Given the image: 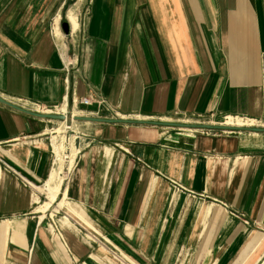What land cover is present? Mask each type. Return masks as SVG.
<instances>
[{"label":"crops","instance_id":"0c3cea01","mask_svg":"<svg viewBox=\"0 0 264 264\" xmlns=\"http://www.w3.org/2000/svg\"><path fill=\"white\" fill-rule=\"evenodd\" d=\"M62 3L0 0L6 100L73 116L264 121V0H89L71 64L56 21L49 27ZM67 18L74 32L77 15ZM86 95L92 103L76 105ZM52 121L0 102V264L98 263L34 209L39 190L58 182ZM78 122L89 131L59 203L111 239L123 264H264L262 133Z\"/></svg>","mask_w":264,"mask_h":264},{"label":"rangeland","instance_id":"374dc122","mask_svg":"<svg viewBox=\"0 0 264 264\" xmlns=\"http://www.w3.org/2000/svg\"><path fill=\"white\" fill-rule=\"evenodd\" d=\"M88 1L89 0H63V3L61 5H58L59 9H56V11L51 15L49 19V27L51 28V30H52L53 21H56L55 26L56 25L59 26L60 33L58 37L60 39L61 44H63L64 46L63 50L64 52H66L67 61H70L69 62L70 64L73 63L72 62L73 49L75 50L79 47L80 38L81 35L83 34L85 18L88 12ZM70 9L74 12L75 15H77L78 28L74 32H71L70 30L69 33L66 34L64 33L61 27V23L63 21H68L67 13ZM67 50L69 53V57L67 55ZM223 117L224 116H215V115L214 116L213 115H207V116L177 115L173 117V119L177 118V121L186 120L183 121V123L196 122V123L221 124L220 121H222L223 123L221 125H224V121L228 119H226V117L225 118ZM230 118L232 122L233 121L249 122L247 119H240L237 117H230ZM252 123L254 125H243V126H248V127L264 126V121L262 120L254 121ZM59 126L62 127V132L56 134L53 133L54 129ZM88 126L89 123L86 124L78 121H73L70 115H68V118L65 121H60V120L52 121L49 122L48 124L47 134L45 136L47 139H49L48 141L51 143V148L53 153V160L49 172H53L55 174L56 180L60 178V180L63 183V186L65 185V181L67 183V180L65 178H67L68 173L75 159V154H76L75 146H79L80 144H83V141L88 135V131H89ZM166 130L182 131V129L178 130L177 128H167ZM195 131H201V130L196 129ZM258 137L264 139V133L258 134ZM62 183L60 186L61 189H62ZM40 185H42V183ZM47 192L44 189L42 190L41 188V190H39L38 193L39 201L37 204L34 205V209H36V207L38 206L40 210V211L37 210L38 214L45 215L44 218L45 221H50L51 224L54 226V228L57 229V231L60 232L64 231L67 234L72 233L74 235H77L83 243H85L88 247L92 249V252L95 253L96 256H98L99 258H103V260L106 261L107 264H123L122 262L123 260L120 259L121 254L118 250H116L115 248H113V246L105 242L100 235L94 233L89 227L84 225L76 217L75 214L71 213L69 210L64 208L67 207L66 201L61 205L59 204L60 201L59 194H57L55 200L48 205L51 196V191L48 189ZM44 205L48 207H45ZM64 217H67L68 220L67 223L65 224L62 223V219ZM99 230L101 234L107 236L105 232H103L101 229ZM115 245H117L118 248H120V250H122L124 253L129 255V257H131V254L128 251H126L116 243ZM187 252L188 251L184 247H181L179 249L178 258L180 259H177L178 263H183V261H185L184 256L187 255L186 254ZM99 258L97 260L98 263H96L93 260L94 264H102ZM131 259L133 261H129V262L127 261L125 264H139V262L133 257H131ZM83 263L91 264L89 261H84V260H80L79 262H77V264H83Z\"/></svg>","mask_w":264,"mask_h":264},{"label":"water","instance_id":"95a60500","mask_svg":"<svg viewBox=\"0 0 264 264\" xmlns=\"http://www.w3.org/2000/svg\"><path fill=\"white\" fill-rule=\"evenodd\" d=\"M61 27L64 33H69V24L67 21H63L61 23ZM0 102L4 103L12 108H15L19 111L27 113L29 115H33L40 118H47L53 120H67L68 116L62 113H47V112H39L34 111L30 108L23 107L16 103H13L9 100H6L2 96H0ZM72 120L75 121H84V122H104V123H130V124H149V125H159V126H169L176 128H193L199 130H222V131H249V132H258L264 133V126H252V127H238V126H226L221 124H211V123H181V122H173V121H163V120H155V119H127V118H108V117H99L92 115H77L72 116Z\"/></svg>","mask_w":264,"mask_h":264},{"label":"bare ground","instance_id":"6f19581e","mask_svg":"<svg viewBox=\"0 0 264 264\" xmlns=\"http://www.w3.org/2000/svg\"><path fill=\"white\" fill-rule=\"evenodd\" d=\"M67 20H68V18H67ZM68 22V24H69V31L71 30V26H70V23H69V20L67 21ZM72 22V21H71ZM73 24H74V22H72ZM78 24V23H77ZM75 25V24H74ZM58 26V25H57ZM58 28H59V26H58ZM55 31H56V28H55ZM59 32H60V29H59ZM55 35H56V33H55ZM57 37H58V35H56ZM37 108V107H36ZM75 109H77L76 107H75ZM44 112H47L48 113V111H50V112H56V111H58V113H60V111H59V108H54V110L53 109H51V108H47V110H43ZM76 111H78V109L76 110ZM66 115L68 116V115H70V117H72L73 115H72V113L71 112H68V113H66ZM226 119H228V120H226V121H224V125H226V126H238V127H246V126H243V125H254L252 122H254L255 120H248L249 122H241V121H238V122H232V120H231V118L230 117H226ZM60 121H63V120H60ZM73 121H75V120H73ZM181 123H183V122H181ZM223 123V122H222ZM242 125V126H241ZM256 125V124H255ZM248 127V126H247ZM60 132H62V127L61 126H59V127H57V128H55L54 129V131H53V133H60ZM258 133V132H257ZM56 137V136H55ZM59 159V158H58ZM61 183H62V181L60 180V178L58 179V182H57V185H55V186H50L48 189L51 191V196H50V204L55 200V198H56V196H57V194H60V195H65V192H63L62 191V189L60 188V186H61ZM60 204V203H59ZM61 205V204H60ZM79 215V214H78ZM56 236L57 237H60V235H59V233H56ZM105 239H107V238H105ZM107 241H109V240H107ZM109 244L112 246V243L109 241Z\"/></svg>","mask_w":264,"mask_h":264},{"label":"built area","instance_id":"2783aa9c","mask_svg":"<svg viewBox=\"0 0 264 264\" xmlns=\"http://www.w3.org/2000/svg\"><path fill=\"white\" fill-rule=\"evenodd\" d=\"M74 101H75L76 105H89V104L92 103V98H91L90 95H86V96L80 97L79 99H75ZM54 108H56V107H54ZM30 109H32L34 111H39V112H44L43 110H47V108L40 107L39 105H34L33 108H30ZM53 113H58V111L53 112ZM201 131H205L206 132V131H209V130H201Z\"/></svg>","mask_w":264,"mask_h":264}]
</instances>
